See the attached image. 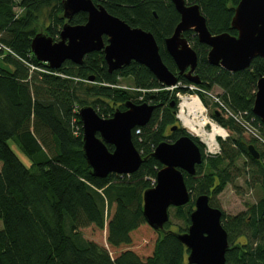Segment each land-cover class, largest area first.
<instances>
[{
    "label": "trees",
    "instance_id": "16d2710c",
    "mask_svg": "<svg viewBox=\"0 0 264 264\" xmlns=\"http://www.w3.org/2000/svg\"><path fill=\"white\" fill-rule=\"evenodd\" d=\"M185 1L199 6L212 35L236 34L229 24L239 0ZM93 2L128 25L151 32L162 61L176 73L163 46L179 22L170 0ZM61 13V0H0V45L12 52L0 49V264H189L186 248L174 235L152 230L143 218V192L154 187L156 173L162 168L151 154L159 143H173L165 129L177 122L176 94L195 93L202 101L201 90L210 91L214 86L222 90V102L243 115V122L260 126L264 141V125L251 113L256 81L264 75V60L255 58L246 70L226 72L206 62L209 48L195 36L187 38V32L185 37L197 55L195 75L201 81L195 86L197 92L187 90L191 84L184 77L178 78L182 86L167 90L147 68L134 62L110 74L101 52L86 55L80 65L65 62L52 70L36 60L30 43L40 19L48 21L42 30L58 40ZM86 18L85 13H78L70 24L82 25ZM128 78L134 92L119 86L120 80ZM128 100L133 104L160 101L163 108L171 103L175 106L156 110L146 126L132 130L135 149L142 158L148 157L136 172L92 177L83 157L78 111L91 106L99 117L108 119L115 109L123 110ZM211 119L235 137L230 135L225 141L217 138L220 153L210 158L193 138L202 163L193 176L184 174L190 206L185 210L184 206L172 208L184 224L179 233L186 232L190 224L196 196L208 195L209 205L218 208L215 197L230 183L228 170L240 157L249 160L242 168L245 172L249 167L254 169L264 189V143L256 138L247 142L242 136L244 129L232 118L225 120L214 113ZM10 143L28 159L27 165ZM248 145L258 151L257 160L248 153ZM107 148L113 149L110 145ZM112 206L113 214L106 222ZM249 214L231 217L222 211L221 223L229 245L225 264H264V199ZM87 228L106 230L107 248L84 240L80 231ZM164 229L173 231L169 221ZM241 237L245 243L237 242ZM144 238L147 242L143 244Z\"/></svg>",
    "mask_w": 264,
    "mask_h": 264
},
{
    "label": "water",
    "instance_id": "95a60500",
    "mask_svg": "<svg viewBox=\"0 0 264 264\" xmlns=\"http://www.w3.org/2000/svg\"><path fill=\"white\" fill-rule=\"evenodd\" d=\"M170 3L179 15V22L171 36L164 40V49L176 67L175 74L162 61L158 44L150 32L128 25L102 5H95L93 0H61L63 25L59 39L54 41L39 28L31 39V53L40 63L57 70L65 62L80 65L86 55L101 52L108 73L134 62L147 68L165 87L176 86L179 77L193 85L201 82L194 75L197 55L185 32L193 33L200 44L209 48L206 55L209 65L226 72L246 70L255 58L264 60V0H239L229 24L235 35L228 32L212 35L197 4L185 0H170ZM78 13L86 14V22L71 25V19ZM155 107L127 101L124 111H115L108 119L99 117L91 106L79 109L82 152L92 177L130 175L140 168L148 157L142 158L135 149L132 130L146 126ZM251 113L264 125V75L256 81ZM193 138L187 131V135L173 143H159L152 152L151 157L162 168L156 173L154 187L143 192L142 215L152 230L174 235L188 252L187 263L225 264L229 245L221 223L222 212L209 205L208 195L201 194L194 199L186 232L164 229L169 220L168 210L183 207L191 199L184 174L193 176L196 166L202 163L200 149ZM107 145L112 146V151ZM247 151L252 158H259L253 145H248Z\"/></svg>",
    "mask_w": 264,
    "mask_h": 264
},
{
    "label": "rangeland",
    "instance_id": "374dc122",
    "mask_svg": "<svg viewBox=\"0 0 264 264\" xmlns=\"http://www.w3.org/2000/svg\"><path fill=\"white\" fill-rule=\"evenodd\" d=\"M14 11L17 13V11H18L17 8H14ZM38 22H39L38 29L39 28H44V29L47 28V25H48L47 20L40 19ZM192 37H194L193 34H190L187 36V38H192ZM55 41H57V38H55ZM119 86H121V88H123L124 90L127 89L131 92L135 91L133 89V85H132L131 80L129 78L120 80ZM178 86H182V85H178ZM165 88H167V87H165ZM186 88L190 92L197 90V88H195V86H193V85L186 86ZM206 92L210 93L212 96H214L215 98L218 99V101L216 102L210 96L203 94V100L201 102H203V101L204 102L202 103L203 104L202 106L204 108L206 117L208 118V120L211 123H214L217 126H220L218 123H216L214 120L211 119V115H213L214 113H217V115L221 114L225 120H227L228 118L233 119L232 116H236L239 120H241L240 119L241 114L239 115V113H236V112L234 113L233 111H231L227 107V105L225 103L222 102V99L220 97L222 94L221 89L214 86L210 91H206ZM188 95H190V94H184V95L183 94H179V95L176 94V97L178 99L177 105H179L180 98L188 96ZM192 96H195V93L192 94ZM138 97L141 98L140 96H138ZM217 106H219L221 108V110ZM178 111H179V108L177 106L176 114H178ZM235 122H237V121H235ZM179 124H180L181 130H184L185 132H187V130L182 126L180 121H179ZM249 126L251 127L250 130L253 132L254 135L249 133L248 131L243 130L242 131L243 138L247 142H250V140L252 138H256L259 140L260 144L264 143V141L260 138V126L258 124H254V123L253 124L251 123ZM206 129L208 130L209 126L206 127ZM225 131L227 132V136L224 132V135H222V137L218 138V139L225 141L230 135H231V137H235L232 133H229L227 130H225ZM194 138H196L198 141H200L198 137H194ZM218 139H216V141ZM200 143L204 147L203 153H204L206 158L215 157V155L220 153V148H219L218 143L216 145V150L213 153L207 152L206 145L202 142H200ZM249 144H252V143H249ZM10 146L13 149V151L16 153V155L19 157V159L25 165H27L28 159L20 151H18L12 143H10ZM256 147H257V149H259V145H256ZM243 164H249V160L247 158L240 157L235 162V167L233 169L231 168L228 170V174L231 177L230 183H228L224 187L222 192L215 197L216 206L218 207V209L223 211L227 216L233 217V216H238V215H244L245 217H247L248 215H251V214H249L251 208L253 206L257 205L261 200L264 199V189L261 185L259 176L255 173L254 169H252L250 167L248 169H246V172H245L244 169L242 168ZM189 206H190V204L185 205L183 210L187 209ZM113 211H114V207L112 206V210L109 211L108 218L106 219V222L109 219V217H111V215L113 214ZM168 214H169V228L170 229H172L175 232H178L179 229L184 228L183 222L179 219V217L175 216V210L174 209L170 208L168 210ZM0 228H1V222H0ZM80 232H81L84 240L91 241L94 243H98L99 245H102L105 248H107L106 230H102L99 232L98 230H95L94 228H87V229H81ZM245 241H246V239L244 237H241L237 240V242H241V243H245ZM146 242H147V239L144 238L142 240V243L144 244Z\"/></svg>",
    "mask_w": 264,
    "mask_h": 264
},
{
    "label": "bare ground",
    "instance_id": "6f19581e",
    "mask_svg": "<svg viewBox=\"0 0 264 264\" xmlns=\"http://www.w3.org/2000/svg\"><path fill=\"white\" fill-rule=\"evenodd\" d=\"M178 108V118L182 126L206 145L207 152L213 153L216 150V139L224 135V130L208 120L202 103L195 96L180 98Z\"/></svg>",
    "mask_w": 264,
    "mask_h": 264
},
{
    "label": "flooded vegetation",
    "instance_id": "af4514ba",
    "mask_svg": "<svg viewBox=\"0 0 264 264\" xmlns=\"http://www.w3.org/2000/svg\"><path fill=\"white\" fill-rule=\"evenodd\" d=\"M147 32H149V31H147ZM151 33V32H150ZM185 33H187V32H185ZM185 33H184V35H185ZM189 34H193V33H191V32H188ZM152 34V33H151ZM153 35V34H152ZM194 35V34H193ZM195 36V35H194ZM196 37V36H195ZM168 38V37H167ZM163 46H164V42H163ZM159 47V46H158ZM165 50V49H164ZM166 52V51H165ZM196 69V68H195ZM194 75H195V71H194ZM186 79V78H185ZM187 80V79H186ZM188 81V80H187ZM201 83V82H200ZM160 84V83H159ZM128 101H130V100H128ZM127 102V101H126ZM126 102H124L123 103V110H120V109H115V111H124L125 110V103ZM131 102V101H130ZM141 104V103H140ZM140 104H137V105H140ZM142 104H147V105H152V106H156L155 107V109H154V111L152 112V116L154 115V113L156 112V110H171L174 106H175V103H174V105L173 106H169V107H164L163 108V104H162V102H160V101H157L156 103H153V104H148V103H142ZM172 104V103H171ZM162 116V115H161ZM165 135L166 136H171L172 138H174L173 139V142L174 141H176L178 138H180L181 136H184V135H186L185 134V132H183L182 130H181V127H180V124L178 123V122H174V124H172V125H169L166 129H165Z\"/></svg>",
    "mask_w": 264,
    "mask_h": 264
},
{
    "label": "built area",
    "instance_id": "2783aa9c",
    "mask_svg": "<svg viewBox=\"0 0 264 264\" xmlns=\"http://www.w3.org/2000/svg\"><path fill=\"white\" fill-rule=\"evenodd\" d=\"M0 49H4L5 50V52H8V53H12L9 49H7L6 47H3L2 45H0ZM214 100L215 101H218L216 98H214ZM232 116V115H231ZM240 116H243L242 114L240 115ZM233 117V119L234 120H236L239 124H241L246 130H248L249 132H251L250 130H249V128L245 125V124H243L242 122H240V120L236 117V116H232ZM252 120V119H251Z\"/></svg>",
    "mask_w": 264,
    "mask_h": 264
}]
</instances>
